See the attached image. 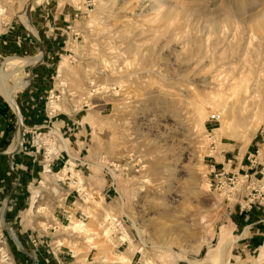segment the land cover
I'll list each match as a JSON object with an SVG mask.
<instances>
[{
  "label": "rangeland",
  "instance_id": "obj_1",
  "mask_svg": "<svg viewBox=\"0 0 264 264\" xmlns=\"http://www.w3.org/2000/svg\"><path fill=\"white\" fill-rule=\"evenodd\" d=\"M99 1L0 0V37L15 31L45 44L44 53L0 51V66L40 54L18 73L27 83L14 101L36 65L47 70L54 101L46 114L67 119L60 131L43 123L60 137L62 163L41 173L29 188V201L38 194L33 208L13 210L18 217L13 225L5 218L7 227L22 247L20 231L40 225L37 242L54 245L41 247L56 264H264V201L239 211L208 187L211 166L236 171L264 140V37L253 40L251 57L242 49L249 26L264 27V0H246L240 16L233 0H166L160 19L153 0ZM211 113L219 114L214 124ZM21 125L8 141L16 147L19 137L15 150ZM84 185L82 203L73 190ZM78 209L88 216L83 223ZM112 217L129 240L107 235L103 220ZM4 235L9 255L20 251Z\"/></svg>",
  "mask_w": 264,
  "mask_h": 264
},
{
  "label": "crops",
  "instance_id": "obj_2",
  "mask_svg": "<svg viewBox=\"0 0 264 264\" xmlns=\"http://www.w3.org/2000/svg\"><path fill=\"white\" fill-rule=\"evenodd\" d=\"M40 42L39 45V41L37 42L33 37L11 31L9 35L7 34L6 36L0 37V51L4 52L11 50L14 52L31 54L35 50L41 49L44 53L45 44L42 43L43 41ZM39 60L40 54L24 58L11 56L4 61L3 66H0V96L2 98H0V200L2 201L8 198L11 200L10 213H5V218L8 223L12 225L18 217V214L14 215L15 211L13 210L16 209V212H20L19 210L27 204V208L24 209L22 213V215H25L28 209L30 210V208H33L32 204L36 200L35 198L38 197V194L36 191L33 192L31 197L32 200L29 201L28 198L31 196L29 188L41 177V173H43L42 168L45 166V161L42 160L40 153L34 154L30 145L26 146L23 144V138L29 137V135L27 133L23 134L21 129L24 128L27 131L29 129L41 128V131H45V129H43L44 127H42L43 121H45L46 117H49L46 114L47 106L45 100L47 92L51 90L50 85L46 82L47 70L38 68V66L35 65V67L30 70L31 86L28 87L22 95H19L15 101L13 99V91L23 88L27 83V79L25 80L17 76L18 73ZM8 77H12L13 85L11 87L7 86L5 83ZM8 106L10 108L13 106L16 110L18 109L20 116H15V112L13 113ZM49 119L52 126L58 131H60L63 125L67 124V119L64 116H50ZM19 120L22 124L20 128V144L19 148L15 150L16 147L12 149L10 147L12 145L10 144L13 140V131L18 128L16 125ZM16 133H18V129ZM10 137L12 140L8 142ZM62 159L63 157H51V159H49L51 170L59 166V164L62 163ZM17 208L19 210H17ZM261 213L264 214V211ZM257 216L261 217L260 214ZM58 220V223L63 222L61 216L58 217ZM18 221L20 220L18 219ZM34 228L39 231L38 228ZM34 228L31 227L29 231H23L24 234L20 231V235L22 237L25 236L24 246L22 247L26 254L17 249H12L10 256L13 264H56L53 260H48L50 256L46 255L44 247H41L42 245L46 246L47 241L45 242L44 240L42 244L38 240L41 244L37 245H32L30 243L32 237L45 235L41 232L35 233ZM8 232L14 243L18 246L19 242L13 230L8 229Z\"/></svg>",
  "mask_w": 264,
  "mask_h": 264
},
{
  "label": "built area",
  "instance_id": "obj_3",
  "mask_svg": "<svg viewBox=\"0 0 264 264\" xmlns=\"http://www.w3.org/2000/svg\"><path fill=\"white\" fill-rule=\"evenodd\" d=\"M50 93L51 90H49L46 95V102L48 103L54 102L53 100H49L50 98H52V95H50ZM218 118L219 114L211 113L208 116L207 120L209 123L214 124L218 121ZM48 120L49 117H46L43 123H48ZM45 128L47 127L45 126ZM41 130V128H37L31 130L29 129L26 131L24 128H22V133H27L29 135V137L23 138V144H25L26 146L30 145L34 154L40 153L42 160L45 161V166H43L42 172L49 173L51 170V166L49 164L48 156L51 154L52 156L54 154H57L55 156L56 158H62L61 152L63 150L59 149L55 145L56 140L60 141V137L54 133V130L48 129L47 132ZM49 135L53 136V143H49V145H47V142L45 141ZM254 146L255 147L252 149V151L248 152L245 155V164L240 165L236 171H224L222 168L214 171V166H211V169H209L208 171L209 175H211L212 173L211 179H209L210 182H208V187H212V190L215 192H225L226 197L232 200V204L236 208H238L239 211L249 208L252 204H259L261 201H264V154L261 155V152L264 150V140L260 145L262 146V148L258 145ZM81 188V190H77L75 188V190L73 191L76 193L77 200H80L82 203H84L83 200L86 199V192L84 189L86 187L84 185ZM90 194H93V191H91ZM68 195L69 194H67L66 197ZM242 196L244 197L242 198ZM245 196H249V198H245ZM66 197H64V199ZM10 203L11 200L9 198L0 201V264H12V258L9 255V249L6 239L7 237L4 235L5 233L9 236L11 244H13L15 247H18L20 251L26 254L20 244L17 246L14 243L8 232V229L10 228L7 227V224L5 222V213L9 210V208H11ZM74 214H76L77 221L81 223H83V221H85V219H87L88 217L87 214L80 209H78ZM111 219V221L109 219L105 220V218L103 220L105 225H108L109 227L107 235H111L114 232V234H120V232L123 231L120 220H118L116 217H112ZM41 224L44 225L43 222ZM45 227L52 230L54 229V227H51L49 224L45 225ZM37 228H39L42 233L44 232V229L40 225H37ZM120 241L123 242V240ZM30 243L32 245H37V237H32L30 239ZM48 246H50V248ZM46 247H48L47 252H49V250L53 249L54 245L51 243H47Z\"/></svg>",
  "mask_w": 264,
  "mask_h": 264
},
{
  "label": "bare ground",
  "instance_id": "obj_4",
  "mask_svg": "<svg viewBox=\"0 0 264 264\" xmlns=\"http://www.w3.org/2000/svg\"><path fill=\"white\" fill-rule=\"evenodd\" d=\"M101 1V0H100ZM100 1H99V3H100ZM191 1V0H190ZM234 1V4H235V11L237 12V15H239L240 16V14H241V10L243 9V11H244V6H245V4H246V0H233ZM175 2L177 3V4H182V5H184L185 4V2L186 1H184V0H175ZM224 2H226V1H224ZM232 1H230V3H231ZM98 3V4H99ZM108 3V2H107ZM227 3H229L228 1H227ZM233 3V2H232ZM174 4V3H173ZM226 4V3H225ZM110 5V4H109ZM170 5V4H169ZM105 3L103 2V3H101L100 4V6H99V10H100V12L105 8ZM166 6H168V3L166 2V0H153V6H152V8L154 9V11H155V14H154V16H155V18H161V17H163V16H165V12L163 11V10H165V7ZM111 7V6H110ZM163 7H164V9H163ZM108 8V7H107ZM246 8V7H245ZM111 9V8H110ZM243 11H242V14L241 15H243L244 13H243ZM2 12V10H1V8H0V13ZM263 20V19H262ZM261 21V20H260ZM256 22V21H255ZM263 26V25H262ZM248 27V26H247ZM253 27H255L256 28V31H254L253 30ZM218 29H220V28H218ZM217 29V30H218ZM223 29V28H222ZM220 31H221V29H220ZM218 32H219V30H218ZM221 32H223V30L221 31ZM218 34H220V33H218ZM233 35V34H232ZM234 36V35H233ZM232 36V37H233ZM242 36V35H241ZM240 36V37H241ZM239 37V36H238ZM239 37V38H240ZM262 37H264V27H261V25H258V24H254V23H252V25L251 26H249V28H248V37H246V38H248V39H246V43L245 42H243L244 44L242 45V49L245 51V53L247 54V52L249 53V50L251 49L250 47H251V44H252V46H253V40L254 39H258V38H262ZM218 38V37H217ZM220 38V37H219ZM234 38V37H233ZM237 38V37H236ZM243 38V37H242ZM241 39V38H240ZM239 39V40H240ZM239 40H238V42H239ZM215 41H217V40H215ZM237 41V40H236ZM235 41V42H236ZM260 41H261V39H260ZM218 42H220L219 40H218ZM218 42H217V44H218ZM232 42V41H231ZM242 42V41H241ZM216 44V45H217ZM232 44V43H231ZM153 47V46H152ZM215 47V49H216V46H212V49ZM237 47H238V44L237 43H235L234 45H233V47H232V49L233 50H236L237 49ZM239 48H240V46H239ZM253 48V47H252ZM215 49H213V51H215ZM149 50V49H148ZM147 50V51H148ZM197 51H199V48L198 49H196ZM252 50V53H253V51H255L254 49H251ZM154 51V50H153ZM182 51H184V50H182ZM181 51V52H182ZM237 51V50H236ZM244 51H242V52H244ZM195 52V51H194ZM201 51H199V53H200ZM232 52V51H231ZM148 53H149V51H148ZM150 53H151V51H150ZM197 53V52H196ZM202 53V52H201ZM213 53V52H212ZM228 53V52H227ZM244 53V54H245ZM251 53V54H252ZM192 54H193V52H192ZM245 54V55H246ZM241 55V54H240ZM248 55V54H247ZM213 56H215V54H213ZM216 56H218V55H216ZM249 56V55H248ZM218 57H220V55L218 56ZM230 57V56H229ZM249 57H251V55L249 56ZM214 58H216V57H214ZM252 58H254V57H252ZM217 59H219V58H217ZM258 59V58H257ZM219 60H223V58H221V59H219ZM252 60V59H251ZM242 61V60H241ZM256 62V61H255ZM254 62V63H255ZM64 64V63H63ZM243 64H248L249 66H252L251 65V61L250 60H248V59H245V60H243ZM259 65V64H258ZM226 67V66H225ZM248 67V66H247ZM255 67H258V66H256L255 65ZM254 67V68H255ZM231 68L229 67V70H230ZM240 69H242V67L240 68ZM252 69V68H251ZM257 69H259V68H257ZM256 69V70H257ZM231 70H233V69H231ZM255 70V71H256ZM227 71V70H226ZM259 71H261V68H260V70ZM228 72V71H227ZM244 72V71H243ZM251 72V71H250ZM262 72V71H261ZM231 73V72H230ZM254 73V72H253ZM228 74V73H227ZM248 74V73H247ZM250 74V73H249ZM252 74V73H251ZM231 75H233V73H231ZM256 75V74H255ZM257 75H258V72H257ZM250 76V75H249ZM228 77H230L229 75H228ZM251 77V76H250ZM259 77V76H258ZM232 78V77H231ZM257 79V78H256ZM256 81H258V80H256ZM233 83V82H232ZM235 83V82H234ZM241 104V103H240ZM246 104V103H245ZM244 104V110H245V108L247 107V105H245ZM243 105V104H242ZM201 111V110H200ZM202 111H203V109H202ZM253 112V111H252ZM18 142H19V137L18 138H16L15 139V141H14V144H17V146H18ZM16 146V147H17ZM12 149L13 148H15L13 145L12 146H10ZM70 165H72L71 163H70ZM69 169V171H72V169L69 167L68 168ZM78 180V179H77ZM76 180V183L77 184H75V185H77L78 186V184H79V186L81 185L80 184V181L78 180L77 181ZM74 184V183H73ZM74 185V186H75ZM81 188V187H80ZM79 190H81V189H79ZM88 197V196H87ZM112 219H110V221H111ZM41 224V223H40ZM75 229L76 228H79V229H81V226H79V225H77V224H75L74 226H73ZM78 230V229H77ZM243 235V234H242ZM110 237V236H109ZM243 237V236H242ZM120 239L121 240H129L128 239V237H127V234L124 232V231H121V237H120ZM130 243V242H129ZM131 246H133V245H131Z\"/></svg>",
  "mask_w": 264,
  "mask_h": 264
}]
</instances>
